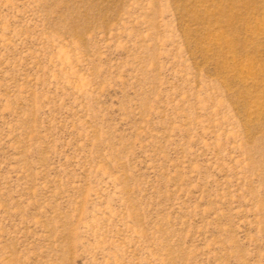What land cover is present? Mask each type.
Wrapping results in <instances>:
<instances>
[{"label":"rangeland","instance_id":"374dc122","mask_svg":"<svg viewBox=\"0 0 264 264\" xmlns=\"http://www.w3.org/2000/svg\"><path fill=\"white\" fill-rule=\"evenodd\" d=\"M0 264H264V0H0Z\"/></svg>","mask_w":264,"mask_h":264}]
</instances>
